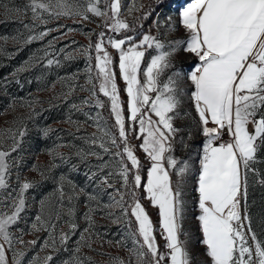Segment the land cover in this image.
Masks as SVG:
<instances>
[{"label": "snow or ice", "instance_id": "6c2138e0", "mask_svg": "<svg viewBox=\"0 0 264 264\" xmlns=\"http://www.w3.org/2000/svg\"><path fill=\"white\" fill-rule=\"evenodd\" d=\"M164 2L155 0V7ZM103 3L102 9L101 0H28L23 9L15 11L18 14L31 11L32 25L24 26L32 31L37 22L47 23L45 14L56 19L79 17L80 21L89 20L91 14L103 21L104 30L88 34L89 43L80 50L87 61L85 71L89 85L80 87L90 92V98L71 108L80 111L94 99V107H107L114 120L115 132L106 126L107 121L102 123L100 113L95 117L85 113L94 121L100 135L93 133L83 139L117 162L112 170L107 161L98 165V171L92 172L89 179L97 181L100 177L99 186L111 188L110 177L120 178L124 191L116 189L119 199L115 196L111 199L124 216L134 217L136 224L132 233L133 247L129 249L134 260L130 259L128 264H191L186 241L181 239L182 235H187L182 225L186 206L185 177L190 166L188 161L173 154L177 143L188 148L193 138V133L188 131L185 139L181 128L176 126L185 97L191 110L184 116L194 122L197 133L203 137L202 148L197 153L198 175L194 189L199 213L196 219L202 234L200 243L211 264H264V239L253 229L248 209L249 175L264 185V173L254 167L264 162L258 159L264 151V0H190L179 12V26L185 36L175 39L167 38L175 30L170 16L162 21L160 13L156 14L152 26L158 34L154 35L151 30L144 32L142 23H129L122 18L121 0H103ZM143 7L130 8L129 15L134 11L142 12ZM153 12L155 8L135 19L147 20ZM162 28L167 29V33L162 34L163 40L160 38ZM50 31H34L24 43L41 41ZM52 45L53 41H49L48 47ZM109 48L118 53V62ZM180 51L196 58L186 71V79L191 84L187 89L181 87V70L173 71L174 58ZM47 55L45 52V57ZM74 58L72 55L64 57L65 60ZM52 65L59 67L60 61L47 59L46 66ZM117 67L119 79L124 82L123 89L117 83ZM169 72L167 79H162ZM75 78L73 74L60 79ZM121 92L126 100L122 99ZM71 94L70 89L64 98ZM99 94L106 101L100 100ZM49 131L51 129H43L42 135L46 137ZM225 134L227 140L223 139ZM28 135L26 124L0 130V144L3 139L12 141L8 151L0 150V208L5 209L0 211V264H9V251L12 252L11 264H23L27 252L23 248L15 249L14 241L22 246L37 243L36 240L25 242L22 236L11 231L27 207L26 193L36 187V182L21 181L19 175L15 178L16 185L11 183L13 168H18L22 162V157L13 154L23 151ZM130 137L140 143L133 145ZM137 148L144 154L146 165L136 155ZM101 152L78 150L76 155L82 161L89 155L103 160ZM49 155L55 160L57 154L50 149ZM59 155L63 159L62 154ZM51 167L57 165L53 163ZM40 176L42 180L48 178L45 172ZM65 182L66 177L61 175L57 188L61 201L65 196ZM67 183L71 185L67 196L71 203L75 198V185L71 181ZM140 190L143 197L138 195ZM125 197L132 201L128 207H125ZM142 198L158 208V229L141 203ZM88 200H96V196L89 195ZM47 203V200L40 201L41 214L36 216L31 231L47 230L49 237L43 247L51 248L53 253L60 249L67 251L71 235L78 228L72 219L74 209H68V230H62L57 237L55 224L49 227L50 220L43 219ZM93 211L95 209L89 208L85 213L89 227L81 233L71 258L63 264H85L76 254L85 244V233L92 227ZM157 231L164 241L163 250L156 239ZM54 258L53 254L47 255L42 264H51ZM85 259L91 264L90 257ZM28 264H41V261L37 256ZM113 264H125V261L114 257Z\"/></svg>", "mask_w": 264, "mask_h": 264}, {"label": "rangeland", "instance_id": "374dc122", "mask_svg": "<svg viewBox=\"0 0 264 264\" xmlns=\"http://www.w3.org/2000/svg\"><path fill=\"white\" fill-rule=\"evenodd\" d=\"M28 0H0V62L7 63L9 69L3 78L0 79V130L8 128H16L24 124L29 129V135L25 139L23 151L14 153V156L22 157V162L18 168H13L11 183L16 185V176L19 175L20 180L25 179L36 182V187L26 193L27 207L22 213V218L18 224L11 229L16 236H22V239L27 242L36 240L33 245H20L14 241V247L17 250L25 249L27 254L23 259V264H28V261L33 257H39L41 264L43 258L53 254L54 260L51 264H63L65 260L71 258L73 250L77 246V241L80 240V235L88 228V222L85 220V213L89 208L95 209L91 213L92 227L88 233H85V244L80 246V252L77 253L81 259H84L85 264H89L86 257L91 258V264H113V258L119 257L128 264L130 259L129 249L133 247L132 233L136 229L134 217L124 216L119 206L113 203L111 197L116 195V189L124 191L121 187L120 178L118 176L110 177V183L113 187L107 186L101 188L97 181H90L89 177L92 172H97V166L105 161L110 163V169L117 167V162L112 160L110 156L104 155L98 147L90 146L83 139L91 137L93 133L98 136L95 123L89 118L95 117L97 113L107 121L106 126L112 128L114 120L109 122L108 108L98 109L94 107L95 100L91 104L82 106V110H73V104L80 106L85 98H90V92L81 90L80 86L88 88L86 64L87 61L80 50L87 47L88 34L93 32L99 33L104 30L101 25L103 23L100 17L91 16L86 21H80L79 17L69 18L61 17L59 19L48 17L45 14L44 19L46 24L37 22L34 29L35 32L51 29L49 35L41 41H33L24 43L34 31L25 28V24L32 25L31 11L26 14H18L15 9H23ZM190 0H165L160 7H155V0H121L122 18H126L129 23H142L144 29L145 20L136 21L135 18L142 15V12L151 11L155 8L152 14L151 25H148L144 32L152 29V34L156 35L157 30L152 26L156 19V14L160 13V19L163 21L166 17H171V23L175 25V30L168 34V39L182 38L185 36L184 30L179 26V12L182 7L186 6ZM143 5L142 12L134 11L129 15L130 8H140ZM101 8L104 3L101 0ZM72 29V31H69ZM160 38L163 40L167 33V29H161ZM131 35V34H129ZM7 37L5 40L4 38ZM15 37V39H13ZM95 42V35L92 37ZM53 41L51 48L48 47V42ZM63 50V51H61ZM114 59L118 62V53L109 48ZM45 52L48 53L45 57ZM66 55L75 57L71 60H65ZM44 57V59H40ZM47 59L59 60L60 66H46ZM196 58L183 51L178 52L174 58V69L181 70V87L190 88L191 84L186 79V71L188 66ZM27 62V64H26ZM94 63V61H93ZM18 69H23L17 71ZM117 83L121 89L124 87V82L119 79L118 67ZM13 74H15L13 76ZM76 74V78L61 80L62 77H71ZM167 73L162 79H167ZM7 78V79H6ZM72 90V94L65 99L64 94ZM122 99L126 100V96L121 92ZM100 100L106 101L102 94H99ZM191 110L190 102L185 97L181 104V117L176 121V126L181 128V134L187 139L188 131L193 133V138L190 141L188 148L177 143L174 155L180 160H186L189 163L190 171L185 177V212L183 218V232L187 235H182L181 239L186 241L191 264H211L210 258L206 255L205 247L200 243L202 234L199 229V223L196 219L198 208L196 207L197 194L195 192V184L198 173V151L202 148L203 137L200 136L195 128L194 122L190 118H185L184 113ZM88 113L89 116H86ZM194 115V113H192ZM70 118V120H69ZM71 121V122H70ZM43 129H51L45 137L42 135ZM112 131L116 130L112 128ZM130 143L138 145L140 141L130 137ZM179 140V137H177ZM11 139H3L0 144V150L8 151L11 147ZM60 145V147H57ZM53 150L56 155L55 160L49 155V150ZM83 150L84 152H101L103 160H98L95 156H87L85 160H81L76 152ZM113 151L115 149L113 148ZM63 159L61 158V155ZM136 155L140 158L143 164H147L144 154L137 148ZM258 159L264 161V151H262ZM57 167L52 168V164ZM36 166L35 168L33 166ZM75 166V167H73ZM262 173H264V162L254 165ZM50 169V171H48ZM45 172L47 179L42 180L40 173ZM146 172V169H145ZM106 174V173H105ZM64 175L66 182L64 185V199L61 201L60 194L57 192L59 177ZM175 179V176H173ZM71 181L75 185V198L68 201L67 196L71 193V185L67 183ZM248 209L252 217V227L257 235L264 239V185L256 182V177L249 175L248 178ZM96 196V200L89 201L88 196ZM138 195L143 197V192L140 190ZM47 200V206L43 211V219L50 220L51 224H55V233L57 237L60 232L67 231L68 209H74L72 219L78 225L77 230L71 235V240L68 243V250L60 249L53 253L51 248L43 247L44 242L49 237L47 230L31 231V225L35 221L37 215L41 214V200ZM127 203L125 207L131 204V199L125 197ZM141 203L145 207L154 226L158 229L159 226V210L151 205L146 199H141ZM5 209L0 208V211ZM10 211V209H8ZM131 220L130 224L128 221ZM134 223V225H133ZM157 242L163 250L164 241L161 239L159 232L156 233ZM122 244L118 245L117 242ZM90 244L91 247L87 245ZM126 245V246H125ZM12 252H8L9 264H11Z\"/></svg>", "mask_w": 264, "mask_h": 264}, {"label": "trees", "instance_id": "16d2710c", "mask_svg": "<svg viewBox=\"0 0 264 264\" xmlns=\"http://www.w3.org/2000/svg\"><path fill=\"white\" fill-rule=\"evenodd\" d=\"M135 20H136V19H135ZM152 20H153V19H152V16L149 17L147 20H145L143 31H145V30L147 29L148 25H151ZM146 26H147V27H146ZM148 29L152 31L153 28H152V29L148 28ZM152 32H153V31H152ZM129 34H132V33H129ZM7 69H9V66L7 65V63L0 62V79L4 77V75H5ZM108 120H109V122L112 121L111 118H109ZM133 225H134V223H133Z\"/></svg>", "mask_w": 264, "mask_h": 264}, {"label": "built area", "instance_id": "2783aa9c", "mask_svg": "<svg viewBox=\"0 0 264 264\" xmlns=\"http://www.w3.org/2000/svg\"><path fill=\"white\" fill-rule=\"evenodd\" d=\"M224 140H227L228 137H227V134H225V136L223 137Z\"/></svg>", "mask_w": 264, "mask_h": 264}]
</instances>
